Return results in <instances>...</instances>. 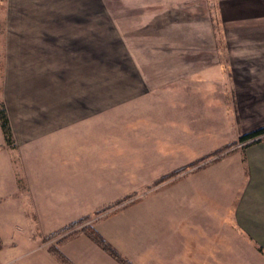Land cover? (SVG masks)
Listing matches in <instances>:
<instances>
[{
  "label": "crops",
  "instance_id": "crops-1",
  "mask_svg": "<svg viewBox=\"0 0 264 264\" xmlns=\"http://www.w3.org/2000/svg\"><path fill=\"white\" fill-rule=\"evenodd\" d=\"M34 2L37 9L21 17L36 25L9 37L0 79L13 137L8 146L0 128V264H117L82 232L59 246L44 241L108 204L91 209L95 194L86 166L105 158L109 146L97 135L104 117L162 91L195 99L188 85L219 84L223 95L224 85L231 93L244 82L264 85V0ZM59 18L68 21L65 29ZM236 59L253 60L262 70L240 83ZM237 155L242 181L232 192L226 227L255 245L264 264V138Z\"/></svg>",
  "mask_w": 264,
  "mask_h": 264
},
{
  "label": "rangeland",
  "instance_id": "rangeland-1",
  "mask_svg": "<svg viewBox=\"0 0 264 264\" xmlns=\"http://www.w3.org/2000/svg\"><path fill=\"white\" fill-rule=\"evenodd\" d=\"M32 1L0 0L1 80L9 37L15 38L19 28L36 25L35 20L21 17L37 9ZM62 6L66 7L55 5ZM56 23L64 29L68 25L63 18ZM250 64L254 61L236 59V81L242 83L262 70ZM221 86L188 85L196 98L185 100L162 91L154 99L128 104L104 117L97 135L109 146L105 158L101 164L86 166L91 170L90 193L97 195L91 196V209L108 204L68 223L65 230L54 227L44 236L46 245L59 246L67 235L72 234L66 238L70 239L93 228L129 264H263L255 245L237 229L226 227V220L236 200L232 192L242 181L236 157L244 143L237 139L264 126V85L244 82L232 93L224 85L225 95ZM215 160L219 162L211 164ZM211 173L218 176L216 181L210 179ZM2 216L5 213L0 212V223Z\"/></svg>",
  "mask_w": 264,
  "mask_h": 264
},
{
  "label": "trees",
  "instance_id": "trees-1",
  "mask_svg": "<svg viewBox=\"0 0 264 264\" xmlns=\"http://www.w3.org/2000/svg\"><path fill=\"white\" fill-rule=\"evenodd\" d=\"M0 128L3 133L5 143L8 146H12L13 139H12V132H11L10 124H9V119L6 114V110L2 104H0ZM262 136H264V126L258 127L256 129H253L251 131L241 134L238 137L237 141H239L240 143H244V146L245 145L247 146L249 144L260 141L261 139L264 138ZM65 229H67V226L61 230H65ZM81 232L87 235L93 242H95L98 246H100L104 251H106L109 255H111L115 260H117L121 264H129L124 257H121L119 253H117L115 250H112L110 248L109 244L105 241L103 237H101V234L98 233L95 229L93 228L85 229L84 228L81 230ZM71 235L72 234H69L67 235V237H70ZM67 237H64L61 242L65 241ZM52 250L54 251L55 249H52Z\"/></svg>",
  "mask_w": 264,
  "mask_h": 264
}]
</instances>
